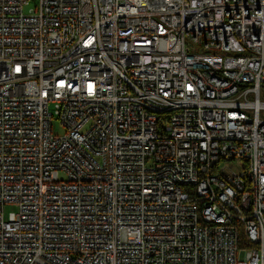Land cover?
<instances>
[{
	"label": "built area",
	"instance_id": "2783aa9c",
	"mask_svg": "<svg viewBox=\"0 0 264 264\" xmlns=\"http://www.w3.org/2000/svg\"><path fill=\"white\" fill-rule=\"evenodd\" d=\"M263 87L264 0H0V264H264Z\"/></svg>",
	"mask_w": 264,
	"mask_h": 264
},
{
	"label": "rangeland",
	"instance_id": "374dc122",
	"mask_svg": "<svg viewBox=\"0 0 264 264\" xmlns=\"http://www.w3.org/2000/svg\"><path fill=\"white\" fill-rule=\"evenodd\" d=\"M35 3L34 1H31V4L29 5H25L24 7V11L25 13H28L29 10L34 7ZM262 100H264V87H263V90H262ZM52 124H53V133L54 134H58V135H63L64 134V128L62 127L60 121L58 120V118L55 116L52 120ZM224 165V163H223ZM230 165H238V162L235 161V162H231ZM11 212H18V207L16 205H7L6 206V209H5V213H6V218L9 217L10 213Z\"/></svg>",
	"mask_w": 264,
	"mask_h": 264
}]
</instances>
